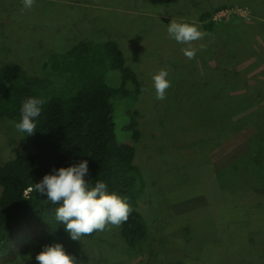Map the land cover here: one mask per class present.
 I'll use <instances>...</instances> for the list:
<instances>
[{"label": "rangeland", "instance_id": "obj_1", "mask_svg": "<svg viewBox=\"0 0 264 264\" xmlns=\"http://www.w3.org/2000/svg\"><path fill=\"white\" fill-rule=\"evenodd\" d=\"M221 6L212 14L219 24L202 39L183 45L168 37L171 21L200 27L199 15ZM110 39L121 44L141 83V96L128 107L141 131L134 163L146 186L139 211L147 240L138 251L128 250L120 225L109 224L80 241L29 240L27 253L11 264H38L35 256L53 244L75 264H264V0H35L31 9L22 0H0V61L27 75L43 77L50 53ZM186 47L196 50L192 59L181 51ZM250 52L249 64L236 68L243 67V75L240 99L232 102L231 88L214 81L235 84L227 71ZM161 69L171 82L164 100L156 99L152 80ZM103 74L110 85L119 83L117 72ZM11 75L0 74V83ZM222 101L230 107L227 127L214 120ZM114 116L120 139L118 108ZM27 152L13 123L2 120L0 165ZM243 172L251 173L247 182Z\"/></svg>", "mask_w": 264, "mask_h": 264}, {"label": "trees", "instance_id": "obj_2", "mask_svg": "<svg viewBox=\"0 0 264 264\" xmlns=\"http://www.w3.org/2000/svg\"><path fill=\"white\" fill-rule=\"evenodd\" d=\"M220 8L199 15L201 32L219 24L212 14ZM121 47L111 39L93 44L78 42L62 54L50 53L40 68L43 77L27 75L19 65L0 61V74H12L9 80L0 83V122L6 120L13 125L18 122L21 104L29 97L44 101L41 115L35 121L36 131L30 137L22 136L29 152L17 154L0 165V264H11L25 255L29 240L48 243L60 237L69 238L55 219L56 205L30 189L53 169L82 160L88 161L86 180L91 179L93 185L97 180L104 181L109 192L126 198L130 205L128 220L120 224V235L128 250L138 251L147 240L149 227L139 211L146 186L141 168L134 163V145L139 144L141 131L136 111L128 107L131 99L141 96V83L127 64ZM251 54L243 55L227 71L233 74L226 79L234 80L235 84L226 81L222 86L219 80L214 81L215 86L231 88L232 102L240 99L237 83L243 75V67L236 68L242 63L249 64ZM107 68L119 74L116 86L104 78ZM58 84L69 86V91L63 93ZM227 105L219 103L214 116L223 127L230 125L224 120L230 109ZM116 108L122 139L116 134ZM250 174L243 172L241 180L247 182L246 176Z\"/></svg>", "mask_w": 264, "mask_h": 264}, {"label": "clouds", "instance_id": "obj_3", "mask_svg": "<svg viewBox=\"0 0 264 264\" xmlns=\"http://www.w3.org/2000/svg\"><path fill=\"white\" fill-rule=\"evenodd\" d=\"M34 3L35 0H22L24 9H31ZM166 30L170 39L183 45H190L204 35L195 23L171 21ZM181 51L188 59L196 55V50L191 47ZM152 80L156 99L164 100L166 90L171 87L168 70L161 69ZM43 104L42 99L32 97L22 102L20 119L13 125L17 134L26 137L34 134L37 127L35 121L41 115ZM87 176L88 161L82 160L68 167L53 169L30 189L44 196L51 205H56L55 219L73 241H80L82 236L94 231H103L109 224L119 226L128 220L131 212L126 198L109 192L108 185L102 180L91 184V179H85ZM24 260H31V256L24 257ZM35 260L38 264H75L74 258L65 252L61 244L44 246Z\"/></svg>", "mask_w": 264, "mask_h": 264}, {"label": "crops", "instance_id": "obj_4", "mask_svg": "<svg viewBox=\"0 0 264 264\" xmlns=\"http://www.w3.org/2000/svg\"><path fill=\"white\" fill-rule=\"evenodd\" d=\"M66 3V2H65ZM73 5H76L77 7H83V6H81V5H79V4H73ZM85 9H88L87 7H84Z\"/></svg>", "mask_w": 264, "mask_h": 264}]
</instances>
